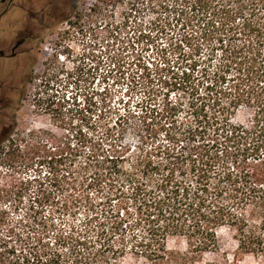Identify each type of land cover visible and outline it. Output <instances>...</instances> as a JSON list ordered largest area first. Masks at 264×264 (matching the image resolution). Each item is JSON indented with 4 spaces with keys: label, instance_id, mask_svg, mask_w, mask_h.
I'll list each match as a JSON object with an SVG mask.
<instances>
[{
    "label": "trees",
    "instance_id": "16d2710c",
    "mask_svg": "<svg viewBox=\"0 0 264 264\" xmlns=\"http://www.w3.org/2000/svg\"><path fill=\"white\" fill-rule=\"evenodd\" d=\"M152 2L157 23L144 38L173 34L161 52L185 51L175 83L191 92L188 105L166 99L146 113L164 140L136 151L112 129L110 148L83 162L54 148L50 187L31 200L9 264H201L223 229L241 252L264 256V0ZM172 69L168 60L156 72ZM242 108L247 125L235 122ZM172 239L187 250L170 249Z\"/></svg>",
    "mask_w": 264,
    "mask_h": 264
},
{
    "label": "rangeland",
    "instance_id": "374dc122",
    "mask_svg": "<svg viewBox=\"0 0 264 264\" xmlns=\"http://www.w3.org/2000/svg\"><path fill=\"white\" fill-rule=\"evenodd\" d=\"M15 3L23 6V35L33 30L35 23L34 35L40 40L31 44L35 48L24 60L27 69L17 114L11 115L7 134L0 137V264L15 258L8 251L24 228L23 219L27 214L34 216L29 210L31 200L50 187L49 162L54 148L64 157L77 153L78 162H83L94 146L108 149L114 143L107 139L108 129L117 134L116 144L135 151L143 143L152 144L155 137L164 140L165 132L157 134L148 126L150 118L164 107L166 99L188 105L191 93L175 83L189 67L185 51L176 45L160 50L175 36L144 38L151 24L157 23L152 0ZM48 10L56 12L52 21L45 17ZM17 11L11 10L7 21L19 18ZM36 16L38 22H34ZM41 21L45 23L40 25ZM10 28L8 36L13 35ZM168 60L175 66L173 72H164L166 77H174L169 84L156 72L157 67L167 68ZM147 68L152 76L144 79ZM146 113L149 120L143 117ZM184 114L179 112V121L184 120ZM250 119L246 108L235 116L239 124L247 125ZM169 247L187 250L180 239L170 240ZM201 260V264H264L263 255L241 252L228 229L219 232L218 250L204 254Z\"/></svg>",
    "mask_w": 264,
    "mask_h": 264
},
{
    "label": "flooded vegetation",
    "instance_id": "af4514ba",
    "mask_svg": "<svg viewBox=\"0 0 264 264\" xmlns=\"http://www.w3.org/2000/svg\"><path fill=\"white\" fill-rule=\"evenodd\" d=\"M16 0H0V137L3 138L7 134V130L11 124V115L17 114L18 106L21 99V94L25 82L26 66L24 60L35 47L32 43L40 40V37L34 35L35 23L25 36L23 35V20L21 13L23 6L15 3ZM57 6V5H56ZM57 8V7H56ZM20 12L19 18L14 21H7L8 15L13 11ZM45 14L49 21L56 18V9L54 12L48 10ZM14 22V23H13ZM34 22H38V17H35ZM12 23L14 25H12ZM45 21H41L43 25ZM8 26L12 30L13 35L8 36ZM1 140V139H0Z\"/></svg>",
    "mask_w": 264,
    "mask_h": 264
}]
</instances>
